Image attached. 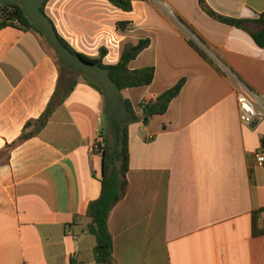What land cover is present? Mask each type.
<instances>
[{
  "label": "crops",
  "instance_id": "0c3cea01",
  "mask_svg": "<svg viewBox=\"0 0 264 264\" xmlns=\"http://www.w3.org/2000/svg\"><path fill=\"white\" fill-rule=\"evenodd\" d=\"M130 1L131 12L107 0L45 5L77 53L97 58L105 48L106 66L119 62L125 43L151 41L130 68L154 67L153 83L122 93L135 112L186 80L166 114L128 127L129 187L109 222L115 264H264V212L255 215L264 208V166L255 159L264 153V121L243 124L235 96L236 80L264 93V48L210 17L201 0ZM203 2L230 19L264 14V0ZM180 19L224 74L189 45ZM53 101L45 128L0 167V264H95L86 212L101 191L95 145L105 96L85 78L61 77L37 32L0 29V151Z\"/></svg>",
  "mask_w": 264,
  "mask_h": 264
},
{
  "label": "trees",
  "instance_id": "16d2710c",
  "mask_svg": "<svg viewBox=\"0 0 264 264\" xmlns=\"http://www.w3.org/2000/svg\"><path fill=\"white\" fill-rule=\"evenodd\" d=\"M47 1L44 2L41 7V12L43 14H45V5ZM107 1L126 12H131L133 9L132 2L130 0ZM201 6L213 19L246 31L251 35L259 47L264 48V14H262L257 20H236L225 18L215 13L204 5L203 0H201ZM179 21L184 25L187 31H189L190 34H192L198 40L195 41L193 38L188 37L189 45L193 47L201 55V57H203V59H205L218 72L224 74L222 68L207 54L205 49L202 47V45L204 46L205 43L201 40L197 33L183 20L180 19ZM129 26V22L118 24V28L121 30H125ZM6 27H14L25 31L33 30L43 37L41 31L28 20L23 8L19 5H0V29ZM58 37L61 43L73 54L79 55L88 63L96 64L102 68L108 69L110 71L112 80L117 84L122 93L128 89L147 87L153 83L155 77L154 67H147L140 70H132L130 68V64L136 60L142 52L150 47L151 41L149 39L140 40L135 43H125L122 47L119 62L113 66H106L103 64V58L107 54V50L105 48L100 50L99 56L97 58H91L77 53L59 34ZM43 39L45 40L44 37ZM52 51L55 54V59L59 67L61 77H63L66 68L64 67L63 62L58 58L56 52L54 50ZM67 71H69L71 76L73 75L70 69ZM83 76L93 88L104 95L103 89L98 83L86 77L85 75ZM185 83L186 80L182 79L172 88L142 103L140 105L141 114L135 112L128 99L123 98V102L127 106L130 119L126 124H115L117 133L116 143H114L110 131L107 135L104 133V128L101 131L97 144V152L101 154L103 158L101 191L99 197L96 200L90 202L86 212V217L90 220L88 231L92 236L95 237L96 240V246L93 253V261L95 264H115L114 239L110 230L109 222L113 210L125 198L129 187L128 173L130 156L128 127L130 124L137 122H143L145 125L149 124L155 116L166 114L173 100H175L180 95ZM71 88L72 86L69 88V90H67L66 95L60 98V104L63 103L65 98L68 96ZM53 104L54 101L53 103L51 102L47 111L39 119L29 121L25 125L18 140L12 144H8L3 150L0 151V167L6 165L9 162L12 151L18 145L38 135L45 128L50 119ZM261 147L264 151V138L261 140ZM263 212L264 208L255 212V215ZM72 264H74V262Z\"/></svg>",
  "mask_w": 264,
  "mask_h": 264
},
{
  "label": "water",
  "instance_id": "95a60500",
  "mask_svg": "<svg viewBox=\"0 0 264 264\" xmlns=\"http://www.w3.org/2000/svg\"><path fill=\"white\" fill-rule=\"evenodd\" d=\"M47 0H0V5H19L23 8L28 20L41 31L46 42L54 50L66 69L73 74L81 73L98 83L104 92L106 111L103 119L104 133L110 131L114 143L117 142L115 124L129 122L128 109L123 102V94L112 80L110 71L96 64L86 62L79 55L73 54L65 47L55 30L53 23L41 12V7Z\"/></svg>",
  "mask_w": 264,
  "mask_h": 264
},
{
  "label": "built area",
  "instance_id": "2783aa9c",
  "mask_svg": "<svg viewBox=\"0 0 264 264\" xmlns=\"http://www.w3.org/2000/svg\"><path fill=\"white\" fill-rule=\"evenodd\" d=\"M197 41L193 36H190ZM237 107L239 110L240 119L245 125H252L255 121H264V93L259 94L253 92L243 82L236 80L235 91ZM98 142L95 145V150L98 151ZM256 164L264 166V153L260 152L256 155ZM69 231H71L69 229Z\"/></svg>",
  "mask_w": 264,
  "mask_h": 264
},
{
  "label": "rangeland",
  "instance_id": "374dc122",
  "mask_svg": "<svg viewBox=\"0 0 264 264\" xmlns=\"http://www.w3.org/2000/svg\"><path fill=\"white\" fill-rule=\"evenodd\" d=\"M69 69H66L65 73H64V76L63 78L65 80H67L68 77L70 78H75V79H78V78H84V76L81 74V73H76V74H73L72 76L70 75L69 71H67Z\"/></svg>",
  "mask_w": 264,
  "mask_h": 264
}]
</instances>
